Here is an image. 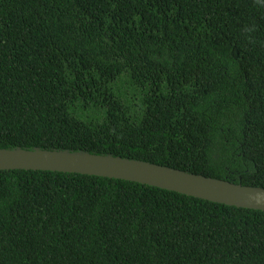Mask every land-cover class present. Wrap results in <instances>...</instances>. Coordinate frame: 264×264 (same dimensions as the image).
Segmentation results:
<instances>
[{"label": "trees", "instance_id": "trees-1", "mask_svg": "<svg viewBox=\"0 0 264 264\" xmlns=\"http://www.w3.org/2000/svg\"><path fill=\"white\" fill-rule=\"evenodd\" d=\"M16 147L264 187V0H0V148ZM0 264H264V210L0 170Z\"/></svg>", "mask_w": 264, "mask_h": 264}, {"label": "water", "instance_id": "water-1", "mask_svg": "<svg viewBox=\"0 0 264 264\" xmlns=\"http://www.w3.org/2000/svg\"><path fill=\"white\" fill-rule=\"evenodd\" d=\"M50 170L123 179L226 205L264 210V187L86 151L0 148V170Z\"/></svg>", "mask_w": 264, "mask_h": 264}, {"label": "rangeland", "instance_id": "rangeland-1", "mask_svg": "<svg viewBox=\"0 0 264 264\" xmlns=\"http://www.w3.org/2000/svg\"><path fill=\"white\" fill-rule=\"evenodd\" d=\"M123 80H132L131 78H130V76H129V74H125L124 76H123ZM130 82V81H129ZM125 91L127 92V94L128 95H131L132 94V97H133V99H134V93H135V90H133L134 89V87H132V88H127V87H125ZM131 90V91H130ZM129 91V92H128Z\"/></svg>", "mask_w": 264, "mask_h": 264}]
</instances>
